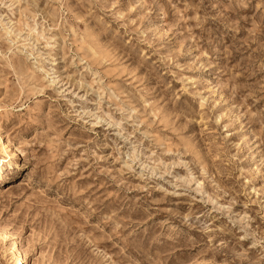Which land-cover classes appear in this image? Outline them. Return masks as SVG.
I'll return each instance as SVG.
<instances>
[{
	"label": "rangeland",
	"instance_id": "rangeland-1",
	"mask_svg": "<svg viewBox=\"0 0 264 264\" xmlns=\"http://www.w3.org/2000/svg\"><path fill=\"white\" fill-rule=\"evenodd\" d=\"M2 159L0 264H264V0H0Z\"/></svg>",
	"mask_w": 264,
	"mask_h": 264
},
{
	"label": "bare ground",
	"instance_id": "bare-ground-1",
	"mask_svg": "<svg viewBox=\"0 0 264 264\" xmlns=\"http://www.w3.org/2000/svg\"><path fill=\"white\" fill-rule=\"evenodd\" d=\"M2 152H5L4 148L1 149ZM11 162L10 160H5L2 159L0 161V180H3V172L5 169L10 168ZM26 263V258L24 256V253H22L21 249L18 247L15 248L14 253H13V260L12 264H25Z\"/></svg>",
	"mask_w": 264,
	"mask_h": 264
}]
</instances>
